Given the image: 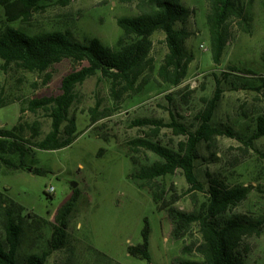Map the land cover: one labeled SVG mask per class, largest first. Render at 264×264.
Instances as JSON below:
<instances>
[{
	"label": "rangeland",
	"instance_id": "374dc122",
	"mask_svg": "<svg viewBox=\"0 0 264 264\" xmlns=\"http://www.w3.org/2000/svg\"><path fill=\"white\" fill-rule=\"evenodd\" d=\"M250 16L248 25L232 19L231 39L218 64L209 50V32L205 21V0H182L192 13L186 23L191 32L185 43L192 56L187 75L177 86L150 82L144 90L124 97L115 104L110 95L109 82L99 74L87 78L76 87L77 100L69 115L76 121L77 138L69 145L55 150L36 147L50 130V118L39 109L36 113L24 110L33 98L49 97L60 93L62 77L73 69L70 60L54 64L45 74L17 70H3L0 61V94L18 98L0 108V128L20 125L17 135L28 141L29 149L20 157L18 153L2 157L14 165L22 159L24 167L15 169L0 161V192L24 207L17 258L20 262L30 254L47 251L57 209L72 195L70 182L78 183L79 197L68 217L67 245L51 252L46 264H146L129 255L131 245L141 241L144 218L150 227L149 250L152 264H173L182 259L196 260L199 255L194 244L199 240L196 226L178 240L170 237V223L165 211H158L149 192L136 187L129 177L134 166L126 156L134 155L140 164H149L157 156L147 150L136 149L132 140L147 133L153 140L176 149L183 139L166 126L171 118L189 129L198 126V112L204 101L215 90L214 75L220 79L222 96L212 116L211 125L228 127L234 136L217 135L213 142L199 146L200 158L195 161V173L206 187L208 175L231 184L251 185L247 197L231 209V213L251 218L264 217V137L245 145L252 135L254 119L264 116V0H246ZM135 3L122 0H48L26 21L10 23L30 35L52 31H67L84 41L97 37L105 45L114 47L122 34L117 19L136 15ZM5 24L0 8V27ZM152 56L156 64L167 49L164 34L153 36ZM235 69V70H232ZM222 74L226 79H222ZM98 105V117L90 124L89 109ZM21 117V118H20ZM20 118V119H19ZM160 120V128L134 125L135 119ZM39 122L37 136L30 126ZM40 168L44 175H34L26 168ZM165 197L174 196V205L180 210H193V200L203 201L205 195L188 189L178 169L174 174L157 178ZM54 187L53 194L46 188ZM44 221L35 224V218ZM0 240H5L3 217L0 215ZM185 247L184 250L182 248ZM244 264H264V227L257 236L246 238ZM105 253L108 258L98 255Z\"/></svg>",
	"mask_w": 264,
	"mask_h": 264
},
{
	"label": "trees",
	"instance_id": "16d2710c",
	"mask_svg": "<svg viewBox=\"0 0 264 264\" xmlns=\"http://www.w3.org/2000/svg\"><path fill=\"white\" fill-rule=\"evenodd\" d=\"M48 0H0L5 24L0 27L1 68L14 67L17 70L45 74L44 82L51 79L48 70L63 60H70L73 69L61 79L60 93L49 97L33 98L27 101L26 108L19 107V113L29 110L36 113L42 109L50 118V130L36 144L38 149L55 150L69 146L77 138L76 121L69 115L71 105L77 100L76 87L87 78L99 74L109 82L110 95L115 104L124 97L141 93L150 83L179 85L187 75L192 56L187 53L185 43L191 35L186 23L192 11L182 4V0H122L135 3L136 15L117 19L122 34L114 47L105 45L97 37L80 41L67 31H52L28 34L10 25L16 21H26L38 12ZM70 0H60L64 5ZM207 12L205 21L209 32V50L214 63L218 64L231 39L232 19L240 25H248L250 16L246 10V0H205ZM156 32L164 34L166 53L158 64L152 56L153 39ZM235 70V69H232ZM222 74V79H226ZM216 87L212 96L204 101L198 112L199 124L194 129L171 118L166 125L183 139L176 149L162 145L147 133L144 137L132 140L136 149L154 153L157 159L149 164H140L130 152L126 154L134 172L129 177L140 190L146 189L158 211H165L170 223V237L180 239L196 226L199 240L193 245L199 259H182L173 264H244L245 250L242 244L246 238L259 235L264 227V217L251 218L231 213V209L244 200L251 185L231 184L225 180L208 175L206 187L195 173V161L200 158L199 146L208 145L217 135L234 136L230 128L222 129L211 125L212 116L222 96L220 79L214 75ZM264 84V78L261 77ZM264 86V85H263ZM18 98L3 97L0 94V108L18 102ZM98 105L90 108V124L98 114ZM21 118V117H20ZM19 118V119H20ZM134 125L153 126L156 131L161 121L152 118L135 119ZM252 135L243 141L245 145L264 137V116L254 119ZM20 125L12 128H0V161L15 169L23 168L22 159L14 165L2 157L7 153H18L20 157L29 148L26 139L18 136ZM33 136H37L39 122L30 126ZM29 144V143H28ZM180 170L189 190L203 193L205 199L193 200V210L185 212L174 205V196L165 197L164 189L157 178L174 174ZM32 174L44 175V169L32 168ZM78 187L72 190L71 197L65 201L55 215L51 225L52 232L47 251L28 255L23 262L17 258L20 243L21 223L24 221V207L0 192V215L3 217L5 240H0V264H46L48 255L67 245L68 217L79 197ZM44 219L35 218V224ZM150 227L147 218L141 230V241L131 245L129 255L152 264L149 250ZM185 247L182 248L184 250ZM103 257L108 256L99 251Z\"/></svg>",
	"mask_w": 264,
	"mask_h": 264
},
{
	"label": "water",
	"instance_id": "95a60500",
	"mask_svg": "<svg viewBox=\"0 0 264 264\" xmlns=\"http://www.w3.org/2000/svg\"><path fill=\"white\" fill-rule=\"evenodd\" d=\"M26 169H27V171H29V172L32 171V168H31V167H28V168H26ZM77 185H78V183L75 182V181H71V182H70V187H71L72 190L75 189V188L77 187Z\"/></svg>",
	"mask_w": 264,
	"mask_h": 264
},
{
	"label": "built area",
	"instance_id": "2783aa9c",
	"mask_svg": "<svg viewBox=\"0 0 264 264\" xmlns=\"http://www.w3.org/2000/svg\"><path fill=\"white\" fill-rule=\"evenodd\" d=\"M45 190H46V194L51 195L54 192V187L53 186H49Z\"/></svg>",
	"mask_w": 264,
	"mask_h": 264
}]
</instances>
